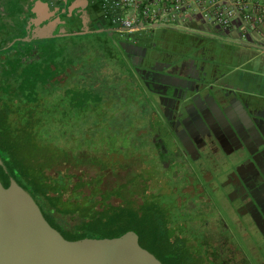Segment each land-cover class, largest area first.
I'll use <instances>...</instances> for the list:
<instances>
[{
  "label": "flooded vegetation",
  "instance_id": "af4514ba",
  "mask_svg": "<svg viewBox=\"0 0 264 264\" xmlns=\"http://www.w3.org/2000/svg\"><path fill=\"white\" fill-rule=\"evenodd\" d=\"M50 24L51 33L33 37L35 28ZM75 32L96 36L93 46L74 44L83 65L96 63L77 76V86L62 89L71 73L60 61L73 35H61ZM246 50L233 31L213 22L128 31L99 0H0V84L6 78L8 92L20 93L21 72L9 76L3 69L9 62H60L34 92L77 93L70 187L84 195L107 192L106 203L125 210L146 201L165 207L172 231L203 264H264V58ZM36 74L45 78L43 71L29 77ZM104 84L111 103L109 84L116 85L118 102L128 89L141 104L135 114L105 115L109 103L95 92ZM92 111L102 121L90 123ZM47 213L60 228L80 220L76 213Z\"/></svg>",
  "mask_w": 264,
  "mask_h": 264
},
{
  "label": "trees",
  "instance_id": "16d2710c",
  "mask_svg": "<svg viewBox=\"0 0 264 264\" xmlns=\"http://www.w3.org/2000/svg\"><path fill=\"white\" fill-rule=\"evenodd\" d=\"M54 66L52 62L33 66L9 62L3 68L9 76L21 72L16 80L20 93L8 92L6 78L0 84V159L15 183L34 197L44 220L64 241L110 239L131 230L140 247L161 264H203L202 255L189 253L186 238L172 231L173 221L165 207L146 201L125 210L109 206L107 192L92 190L84 195L77 185L70 187L74 175L68 169L77 164V93L34 92L36 84H45L57 72ZM37 71H43L45 78L29 77ZM89 98L84 96L80 103ZM51 211L76 213L80 220L60 228L47 213Z\"/></svg>",
  "mask_w": 264,
  "mask_h": 264
},
{
  "label": "water",
  "instance_id": "95a60500",
  "mask_svg": "<svg viewBox=\"0 0 264 264\" xmlns=\"http://www.w3.org/2000/svg\"><path fill=\"white\" fill-rule=\"evenodd\" d=\"M36 7L46 11L41 1ZM53 30L52 24L37 27L32 35L40 38L41 32ZM0 264L161 263L138 245V237L131 230L110 239L64 241L44 221L33 197L15 183L0 159Z\"/></svg>",
  "mask_w": 264,
  "mask_h": 264
},
{
  "label": "built area",
  "instance_id": "2783aa9c",
  "mask_svg": "<svg viewBox=\"0 0 264 264\" xmlns=\"http://www.w3.org/2000/svg\"><path fill=\"white\" fill-rule=\"evenodd\" d=\"M104 12L120 22L128 31L138 27L186 26L185 19L197 12L202 20L213 22L224 30L228 29L233 18L249 15V0H99ZM254 15L257 22L264 24V9Z\"/></svg>",
  "mask_w": 264,
  "mask_h": 264
},
{
  "label": "rangeland",
  "instance_id": "374dc122",
  "mask_svg": "<svg viewBox=\"0 0 264 264\" xmlns=\"http://www.w3.org/2000/svg\"><path fill=\"white\" fill-rule=\"evenodd\" d=\"M229 31H233V28L231 29L230 27L228 28ZM233 34L235 36H233V39L234 38H238L240 37L241 38V35H240V32H237V31H233ZM247 37V36H246ZM246 37H243L244 39ZM65 41H71V43L67 46H65V51H64V58H62V60L58 63H54L55 65H59L62 64V67H65L66 70L70 71L71 73V78L67 79L66 81H64L60 87L62 89H64L65 87H68L70 85H73L76 84L77 86V76H81L82 73H83V70H85L86 68L90 69V68H93L95 67V63L96 61L93 60L91 63H89L90 66H85L83 65L82 63V59L83 57H81L80 55H78V50H77V47H75L74 44L76 45H86V46H93L96 42V36L95 35H92V34H85V35H73V36H70L68 37ZM84 85H87V86H90V83L87 82V83H83ZM106 84L104 85H98V89L95 90V92L97 93V96H103V101L104 103L108 102L109 103V106L108 107H105V115H106V110L108 111H111L112 109H116V115H120V116H124L127 114V112L129 113H133L135 114L136 110L138 109V107H140V102L135 99L134 97H132L131 93L127 90H124V96L123 98L121 99V97H118L119 99V102L116 100L117 97L116 96V85H108V87H110L111 89V93L113 94V97H114V100H113V103H111V99H110V94L108 93H104L103 92V88H101L102 86L104 87ZM106 87V86H105ZM109 97V99H108ZM108 99V100H107ZM90 104H92V102H90ZM89 104V106H91ZM121 105V106H118V105ZM124 104V106H122ZM104 118V116H96L95 112L92 111L89 113L87 119H89L88 121L90 123H93L96 121V122H100L102 121V119ZM104 121H106L104 119ZM107 123H105V125H108L109 128H111V118H108ZM80 123H84L83 120L80 121ZM91 131H87L86 134H90ZM168 174H166L167 176ZM164 184L167 186V185H170V183L168 182H164ZM69 219V218H67ZM70 225H74L76 224V222L74 220H71L69 222Z\"/></svg>",
  "mask_w": 264,
  "mask_h": 264
},
{
  "label": "crops",
  "instance_id": "0c3cea01",
  "mask_svg": "<svg viewBox=\"0 0 264 264\" xmlns=\"http://www.w3.org/2000/svg\"><path fill=\"white\" fill-rule=\"evenodd\" d=\"M256 7L264 9V0H249V15L251 20H246L242 14H238L233 18L230 28L233 31L240 32L241 41L247 46V53L257 58H264V24L257 22L254 15L258 14ZM186 26L201 25L207 23L202 20L197 12H193L185 19ZM233 36H235L233 34ZM247 36V37H246ZM243 37H246L245 39ZM236 40V38H234Z\"/></svg>",
  "mask_w": 264,
  "mask_h": 264
}]
</instances>
